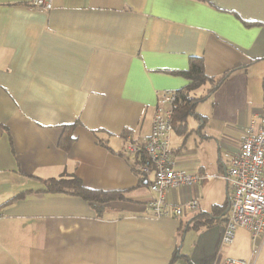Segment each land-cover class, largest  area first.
Returning <instances> with one entry per match:
<instances>
[{"label": "crops", "instance_id": "obj_1", "mask_svg": "<svg viewBox=\"0 0 264 264\" xmlns=\"http://www.w3.org/2000/svg\"><path fill=\"white\" fill-rule=\"evenodd\" d=\"M31 1L0 0V264L250 257L246 228L221 246L229 206L210 214L229 202L223 175L264 112V0H53L48 12ZM192 57L210 77L231 72L210 95V83L193 91L208 96L171 134L176 168L207 178L167 192L172 203L197 197L196 212L155 217V194L140 185L126 145L150 134L159 92L189 83L178 72ZM76 121L64 151V126ZM70 176L92 189H130L128 199L98 216L80 196L42 191L45 179Z\"/></svg>", "mask_w": 264, "mask_h": 264}, {"label": "built area", "instance_id": "obj_2", "mask_svg": "<svg viewBox=\"0 0 264 264\" xmlns=\"http://www.w3.org/2000/svg\"><path fill=\"white\" fill-rule=\"evenodd\" d=\"M30 5L39 12H48L53 7V0H32ZM180 103L178 90L159 92L150 134L126 145V149L136 157L132 167L146 177L150 190L155 194L148 202L155 217H179L186 212H196L199 209L197 197L172 203L167 199V192L175 187H195L207 178L201 172L176 168L171 134L175 111ZM223 177L230 197L221 246L232 244L240 227L248 229L253 240L250 257H228L223 264H256L264 245V112L251 119L240 148ZM1 217L3 213L0 212Z\"/></svg>", "mask_w": 264, "mask_h": 264}, {"label": "trees", "instance_id": "obj_3", "mask_svg": "<svg viewBox=\"0 0 264 264\" xmlns=\"http://www.w3.org/2000/svg\"><path fill=\"white\" fill-rule=\"evenodd\" d=\"M179 74L185 76L189 83L178 90L179 99L181 103L175 111L173 118L174 129L181 131L184 129L187 118L189 115L196 114L195 106L199 101L204 100L208 95L216 91L222 86V84L228 79L231 72H227L219 77H210L205 73L204 62L202 57H192L190 59V67L186 71L178 72ZM210 83L212 88L208 92L207 96L196 97L193 95V91L203 86L204 84ZM78 122L68 124L64 126L63 133L59 139V147L64 151H69L75 142V137L73 132ZM99 144L107 146L104 140L99 139ZM133 171L139 177L140 185L147 181L140 172H138L134 167ZM42 191L45 192H60L65 194H71L80 196L84 200L88 201L96 210L98 216H101L106 209V205L112 201L126 200L128 199V190H99L88 188L84 185L83 181L78 176L70 177H60V178H49L44 180V188ZM24 194H19L16 198L23 197ZM229 202L226 206H216L210 216L215 214H221L227 209ZM211 220V218H210ZM210 222V221H209ZM206 223V222H205Z\"/></svg>", "mask_w": 264, "mask_h": 264}, {"label": "rangeland", "instance_id": "obj_4", "mask_svg": "<svg viewBox=\"0 0 264 264\" xmlns=\"http://www.w3.org/2000/svg\"><path fill=\"white\" fill-rule=\"evenodd\" d=\"M175 133V132H174Z\"/></svg>", "mask_w": 264, "mask_h": 264}]
</instances>
